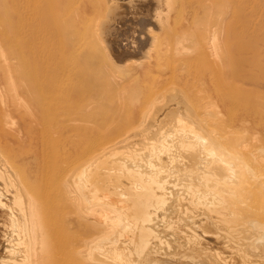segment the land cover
I'll list each match as a JSON object with an SVG mask.
<instances>
[{"label": "bare ground", "instance_id": "6f19581e", "mask_svg": "<svg viewBox=\"0 0 264 264\" xmlns=\"http://www.w3.org/2000/svg\"><path fill=\"white\" fill-rule=\"evenodd\" d=\"M174 1H126L138 10L132 19L143 29L152 23L157 31L159 28L158 33L164 30L169 40H162L168 44L158 41L153 29L148 31L149 37L138 39L140 45L135 42V47L131 41L133 48L125 45L124 25L120 30L119 23L126 4L121 0L105 25L116 55L105 56L120 60L133 49L147 53L138 63L143 72L139 69L140 77L133 79L138 76L133 74L132 80L140 81L141 75L149 79V73L165 66L161 69L169 74L154 75L151 86L138 83L131 89L130 82L126 89L124 82L118 89L116 82H111L115 80L113 72L108 74L114 80L104 82V72L94 75L89 65L91 84L87 65L76 60L78 54L72 56L75 63L63 65L59 73L55 72L58 67L25 72L22 94L36 105L29 110L27 98V107L21 103L23 97L20 103L32 119L43 117L49 124L43 123L36 140L27 129L23 135L20 123L21 131L16 129L18 125L8 130L0 120V264H264V93L258 88L264 87V72L248 67V52L243 49L237 64L233 63L237 59L233 60L225 69L216 58V64L210 66L213 59L209 61V57L216 55L220 45L217 48L209 43L212 49L206 36L201 38L202 32L198 37L193 31L195 38L192 36L190 28L198 24V16L182 14L192 0H177L176 10L173 5L171 9ZM202 1L211 23L220 26L215 10L223 4L224 17L231 10L226 9V0ZM109 16L105 19L110 20ZM185 26L190 30L187 36ZM231 26H227V35L231 30L234 34ZM106 43L104 47L100 44L102 49ZM91 50H87V59ZM105 51L110 53L108 48ZM196 53L208 58V65H202L210 66L208 74L198 72L202 67L196 73L187 68L185 61ZM135 54L132 57L139 58ZM194 78L206 79L211 85L201 100L195 97L198 85L190 84ZM184 86L195 89L197 100ZM18 105L9 112L16 114ZM41 146H48V150L43 149L49 152V159L59 147L61 160L54 165L40 162L45 154ZM41 150L43 154L38 153Z\"/></svg>", "mask_w": 264, "mask_h": 264}, {"label": "rangeland", "instance_id": "374dc122", "mask_svg": "<svg viewBox=\"0 0 264 264\" xmlns=\"http://www.w3.org/2000/svg\"><path fill=\"white\" fill-rule=\"evenodd\" d=\"M111 1H112V3H110ZM115 1L116 0H0V78L2 77L0 79V109H2V110H0V120L2 121V124H3L4 128H6L8 130L9 129L11 130L12 129L11 127H14V126L16 127V125H18V128L16 127V129H18V130L21 129L24 136H25V134L27 135V130H29L28 133H30V134H28V135L30 136V138H34L36 136L35 138L37 140V139L40 138L41 132L43 131L42 129H44L43 128V126H44L43 123L47 122V125L49 124L48 121H44L43 120V117H41V119H38L37 121L34 118L32 119L30 112L25 108V107H27L29 105L27 108H29V110H31L34 107L33 105H36V102H34V104H32L31 101L27 97H25L26 95H23L24 93L22 94V92H23L22 89H24V85L26 83L25 72L28 71V70L32 71V70H35V69H37L39 67H42V68L43 67H48V68L51 69V71H54L55 67H58V68H56L58 70L55 71V72L59 73V71L63 70V69H61L63 65H67V64L69 65V64H71L70 62H72V61H73V63H75L76 60L78 61L80 59L82 63L84 62V64L87 61H88V63L91 62L90 64L86 63L85 65L84 64L82 65V66H85V67L87 65L86 72H87V76L89 77V81L91 82V84H92V82H94V80H92V81L90 80V76H93L91 74V71H92V73L95 72L94 75L97 72L98 73L104 72L105 74L107 73V75H110V76L109 77L107 76L105 78V76H104L105 74L102 73V80L101 81L110 82V80L108 79L109 80L108 81L107 78H110L111 80H114L113 77L115 76V80L111 81V82H113V84L116 82L115 84H117V85H115V84L114 85L117 86L118 89L119 88L122 89V87H123L122 85L124 84V82L127 84V85L126 84L124 85L125 86L124 88H126V89L130 86V82L132 84L131 87H130L131 89H133L135 85H138V83H141L142 85H146L147 84V85L151 86V85H153V83L151 82L152 81L151 78H153L154 75H155V77H158L156 75L165 74V76H166V75L169 74V72H167V70H164V69L162 70L161 69V68L165 67V66H162L160 68L159 72L149 73V74L153 75V76L152 75L151 76L148 75L149 79H145V78H148V77H146L147 75H144V77L141 75V79L142 80L140 79V81H138V80L135 81V80H132V78L137 73L139 74V69H140V73L143 72L142 66L140 64H138V63H142L141 61L145 60L143 57L146 58L147 53L145 55H143L145 52L143 54H139L133 49V51H135V52H133V51L132 52L131 51L128 52V55H129V53L131 54V55H129V57L131 56L130 58H128V55H126V56L120 58V60L123 59V60L120 61V60H117L118 58L116 59L114 57L116 55H115V53H112V52H114V50L111 51L112 48H111V46L109 44L110 43L109 41L112 38V36L107 35V32H106L107 30H106V26L105 25H107V22L109 23L112 20L111 17H112V15L114 13L111 14L110 12L115 11L114 9H115L116 5L120 4V3L121 4L125 3L126 4V8H129L128 10L125 8L126 12H124V14H123L124 17L121 20V22L122 21L123 22L119 23L120 30L122 28V27H120L121 25L122 26L124 25L123 28H127L126 30L123 29V28L121 30V31L124 30L122 36H123V41H124V39L126 40L125 42H123L125 45H127V46L130 45V47H132V48H133V46H135V42H137V44H136L137 46L140 45L139 42L141 41V39L145 38V37H149L151 35V32H148V31L153 30V29L155 31V32L153 31V33H156V34H153V33L152 34L155 35L159 39V40L157 39L158 41L162 42L166 38L169 40V37L167 36V34H165L166 36L163 35L164 33H162V32L164 30L160 29L161 33H158L159 28H158V31H157L156 30L157 28H155L153 25L151 26L152 23L151 24L148 23V25L146 27H144L145 30L143 29V27H141L142 25L139 24L140 25L139 26L138 22L134 21L135 20L134 14H136L138 10L137 9L135 10V7L130 5V3H128L129 4L128 5L127 2H126L128 0H125V1L121 0L122 2H120V0H118L120 3L118 1L116 3ZM176 1L177 0H175L173 2V4H171V6L172 5L174 6V9H175L176 5H179L178 3H176ZM192 1L193 2L191 3L192 4L191 6L194 7V8L189 6V9H188V7L186 8V11H188V12H186L184 10L183 11L184 13H182L183 16H185V17L189 16V14L190 15L193 14L194 16L195 15L198 16V24L195 25V26L193 25L192 28H190V29H193V30H191L192 31V36L196 35V36L200 37V35L202 34L201 38H202L203 35L206 36L205 39H206V41H208L207 45H209L210 47L212 45L213 47H217V48L220 45L219 47L220 48L223 47V50H224V51L222 50L223 53L221 52L220 48H219V50L217 52L215 51L216 55H217L218 52H220V53H218L217 56L214 55V53H213L212 54L213 57H209L210 58L209 61L211 59H213V60H211L212 62L211 61L209 62V64L210 63L212 65L214 63L216 64V60L220 59L219 61L222 62V63H220V66L222 67V65H224L223 67L226 69L228 66H232V64L235 63V62L237 64V61H239L240 58L243 56V52L246 51L249 54L251 52L250 55H248V53H247V59H248L247 62H248V65H249L248 67L250 69L254 70V71L257 70L258 72H264V61H263L264 60V0H226V2L228 3L226 9L228 8V10L229 9H231V10H229V12L226 13L224 17H222V13H223V9H224V5L223 4H220L217 7V9L215 10V17L219 18L221 20L220 24L217 23L220 26H218L216 24H213V22L211 23V20L209 18L210 15L208 13V9L203 8L204 1L201 0L202 1L201 2L199 0L200 2L199 1L197 2L195 0L196 3L194 2V0H192ZM102 3H104V4H102ZM114 3H115V6H114ZM199 4H200V7L196 8V6L199 5ZM173 6L171 7V9L173 8ZM230 6H231V8H230ZM94 8H95L96 11L94 10ZM112 8H114V9H112ZM200 8H203V10L202 9L199 10ZM196 9H198V10H196ZM192 11L195 14L194 13H190ZM202 11L203 12L206 11V13L205 12L203 13L204 17L202 15ZM172 12L174 13V11H172ZM98 13H99V15H98ZM127 13H128V17H127ZM109 14H111V17L109 16ZM131 14H132V16H131ZM108 16H109V18H111L110 20L109 19L108 20L105 19ZM80 18H82V19H80ZM87 18H89V20ZM199 18H201V19L199 20ZM104 20L106 21V23H105ZM130 20L132 21L131 23H130ZM89 21H91L92 23H90ZM125 21H127V22H125ZM207 21H208L209 25L207 24ZM133 23H134V25H133ZM128 24L130 25L129 27H128ZM231 24H232V26H231ZM93 26H96V27H94L92 29ZM227 26H231V28H233L234 34L231 33L232 32V30H231L230 33H229L230 35L229 34L227 35V33H226ZM101 27H102V31L105 30L106 34H105V32L101 31ZM135 27L138 28V29L136 30ZM176 27H179V26H176ZM193 27H195V28H193ZM130 28H132L131 29L132 31H130ZM185 28L187 30V31H185V34L187 36V34H188V32H190V30H189V28H187V26H185ZM86 29L87 30L91 29V30H90V32H89V30L87 32ZM99 29H100V31H99ZM208 29L209 30H213V31L209 32ZM221 29H222V31H221ZM93 30H98V31H93ZM134 30H136V31L134 32ZM205 30H206L207 34H205V32H204ZM207 30H208V32H207ZM141 31H144L143 35L140 34ZM193 31H194V35H193ZM101 32L104 33V34H102ZM132 32L134 34H132ZM200 32H202V33L200 34ZM86 33H88L89 36ZM91 33H93L94 37H95V34L97 35L95 37L96 39L93 36H91L92 35ZM136 33H137V37H136ZM141 33H143V32H141ZM208 33H209V35H208ZM98 34H100V35H98ZM190 34L191 33H189V35ZM222 34H224V35H222ZM134 35L136 37V40H135ZM141 36H142V38H141ZM232 36H234L235 39ZM88 37H89V39H88ZM107 37L108 38L110 37V38L108 39ZM125 37H127V38H125ZM227 37H229V39H230V41H228V42H227V40H229V39ZM97 38H103V39L100 40V39H97ZM184 38L185 37H183L182 39H184ZM194 38H195V36H194ZM209 38H211V39H209ZM85 39H86V41H85ZM93 39H95V40H93ZM104 39H105V41H104ZM106 39H108V41H106ZM138 39H140V41H138ZM231 39H234V41L233 40L231 41ZM189 40H190V37L188 38V40H185V42H187ZM215 40H217V41H215ZM90 41H91V43H92V41H94L93 42L94 44L91 45V43H89ZM102 41H104V42H102ZM129 41H131L134 45L131 42H129ZM158 41L156 42V44H155V42H153V45L155 44V47L158 45V43H159ZM106 42H108V43H106ZM127 42H128V44H126ZM163 42H164V44L166 42L168 44V41H163ZM95 43H97L96 44L97 47H96ZM103 43H106V46L103 49L107 50V48H108L110 53L108 51L106 52L105 50L102 49V47H104L103 45H105ZM209 43L210 44L212 43V44L210 45ZM100 44L102 45V47L100 46ZM223 44L224 45L226 44L225 45L226 47L230 45L229 47H230V49L232 51L228 47H227V49L225 51V48H224L225 46H223ZM232 44L234 46H236V47L238 46V48L235 49V47L232 46V47H234V49H232V47H231ZM98 46H100V49L98 48ZM93 47H96V50ZM213 47H211V48L213 49ZM228 49L234 55H232L231 53H227V52H229ZM238 49L239 50L241 49V51H239ZM242 49L244 51H242ZM87 50H91V52L89 54V58L90 57L92 58L95 55L92 58V61H90V62H89V60L91 58L87 59L88 58V51ZM94 50H95V53H98V54H95ZM236 50H238L237 52H239V53H236L235 52ZM104 51L106 52V54H105ZM92 53H94V54H92ZM111 53L114 55L113 57L111 56L112 55ZM132 53L133 54L136 53L134 56H137V57H139L141 59L136 58V57H132L133 56ZM152 53H154V52H152ZM221 53L223 54V56H225L226 59L223 56H221L222 55ZM109 54H111L110 57H108ZM236 54H238V55H236ZM73 55L74 56L77 55L76 56L77 58L74 57V59H73L72 58ZM103 55H104V57H103ZM105 55H108V56H105ZM96 56H98V57L96 58ZM205 56L200 55L198 53L194 54L192 58H189L187 60V61H189L188 63L185 61L187 68L188 69L191 68L192 70L191 69H189V70L191 72L196 73L197 70L199 69V67H202L203 69L200 68V70L198 72L203 74L206 71L205 73H207V72L209 73V68H210L211 64H210L209 68L207 67L208 69L205 67V66L208 65L207 62H206V61H208V58L206 60ZM214 56H216V57H214ZM227 56H229L228 59H227ZM195 57H197V58H195ZM230 57L233 58V59L231 60ZM75 58H76V60H75ZM105 58H108V59H105ZM214 58H215V61H214ZM97 59H99V60H97ZM128 59L129 60L131 59V60L129 61ZM193 59H195V60H193ZM221 59H222V61H221ZM102 60H104V61L107 60V63L103 62ZM114 60H117L118 62H120V64L118 62L114 61ZM192 60L194 61L195 64L193 63ZM199 60L203 61L204 63L202 64V62H199ZM233 60H236V61H234L232 63ZM97 61H99V62L101 61V62L99 63ZM109 62H111L113 67H112V65ZM125 63H127V64L125 65ZM205 63H206V65H205ZM100 64H105L106 67H105V65H100ZM108 64H110V65H108ZM190 64L194 65V66H190ZM89 65H90V67L92 66L91 71H90ZM202 65H205V66H202ZM102 66H104V67L101 68ZM126 66H127V68H126ZM128 66H129V69H131V70L128 69ZM196 66H197V68H196ZM217 66H219V62L217 63ZM220 66H219V69L221 68ZM93 67L95 69L100 67L101 69L98 68V69H100V71H97L98 69L95 71V69ZM132 67H134V68L132 69ZM193 67L196 68V69L194 70ZM204 67L206 68V70H204L205 69ZM52 68H54V69H52ZM224 68H222V69H224ZM87 69H88L89 72L87 71ZM102 69H104V70H102ZM106 69H108L109 71L106 70ZM110 69H112V70H110ZM201 70H202V72H201ZM121 71H123L124 73L121 72ZM164 71H165V73H164ZM109 72L110 73L113 72V73H111L113 75V77H112L111 74H108ZM114 73L115 74L117 73V74L114 75ZM125 73L128 76L130 75L131 77L130 76L129 77L125 76ZM123 74H124V76H123ZM10 75L12 76V78H11ZM121 75L123 76L122 78H121ZM198 75H200V74H198ZM23 76H24V78H23ZM98 76H100V74ZM126 77L129 78V79H127ZM139 77H140V75L135 76L133 79H138ZM116 78H117V80L119 79V81H121L122 83L117 81ZM3 80L6 81V83ZM133 81H135V82H133ZM193 81H195V82H193ZM202 81H204V82H202ZM149 82L152 83V84H148ZM153 82H154V80H153ZM119 84L122 87H120ZM190 84H192L193 86L198 85V86L194 87V88H197V87L198 88L195 90L191 86H189V87L184 86V87H186L188 89V92L191 93L192 97H194V94L196 93L197 95L195 94V97L197 99H199V100H201L200 98H202L201 95H203V93L206 94L205 93L206 90H208L211 87L209 81L208 80L206 81V79L205 80L202 79L201 81H199L197 79L195 80V78H194V79L190 80ZM205 84H207V86ZM61 85L64 86L63 84H61ZM61 85H58L57 87L61 88ZM208 85H209V87H208ZM92 86H94V85H92ZM249 86H253V85H249ZM19 88L22 91H19ZM203 88H204V90H203ZM258 88L261 90V92L264 93V87H261V88L258 87ZM198 89L200 91H203V92L199 91L200 93L199 92L197 93ZM17 91H19V92H17ZM14 92H16V93H14ZM20 92H21V94H20ZM17 93H19V94H17ZM16 94H17V96H16ZM199 96H201V97H199ZM22 97L24 98V100L21 102L20 98H22ZM195 97H194V99H196ZM26 98H27V100H26ZM18 100H19V102H18ZM25 100L27 101L28 105L25 103L26 102ZM12 101H14V102H12ZM20 102L25 106L24 108H23V105H21ZM6 103L9 104L8 107H7ZM18 103H20L19 105L22 106V107H20L18 105ZM4 104H5V106H4ZM10 104H12V106ZM13 104L14 105H18V107H16L15 111H14V112H16V114H14L12 112H9V111L12 110L11 108L14 107ZM19 107L22 108L23 110L24 109H26V110L23 112L22 109H20ZM8 108H9V110H8ZM17 109L19 111H17ZM7 110H8V113H7ZM20 111H21V113H20ZM20 116H22V117L20 118ZM26 116L28 117L27 118L28 122H27V120H25ZM38 121L40 122L39 124L37 123ZM26 122L28 124H26ZM19 123H20L21 128L19 126ZM22 124H25V127ZM31 124L34 125L35 127L32 126ZM26 125H27V127H26ZM28 125H30L31 127L28 126ZM28 127L31 128V130L28 129ZM25 129H27V130H25ZM20 131H19V134H21L20 136H23L22 133H20ZM30 131H33L34 133L30 132ZM33 141H34V144H37V142H35V140H33ZM41 148L42 149L43 148L47 149L48 146H47V148L41 146ZM58 148L56 149L57 151L55 153V157L51 158V159H49V156H50L49 152L47 153L48 149L46 150V152L43 149V151L45 152V154L43 156L44 158L41 157V155H39L41 157V159H39V161L40 162L42 161V163H45V161H49V162H46V164H50L51 163L50 165H54V164L58 163L59 160H61V159H59V156H58V154H59L58 153V151H59ZM51 150L49 149V151H51ZM38 153L39 154H41V153L43 154L42 150L38 151ZM47 155H49V156H47ZM45 157L46 158L48 157L47 158L48 160Z\"/></svg>", "mask_w": 264, "mask_h": 264}]
</instances>
